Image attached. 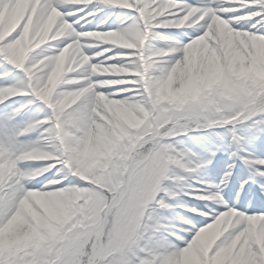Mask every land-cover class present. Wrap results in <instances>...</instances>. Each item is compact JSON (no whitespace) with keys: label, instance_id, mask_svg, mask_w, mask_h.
<instances>
[{"label":"snow or ice","instance_id":"obj_1","mask_svg":"<svg viewBox=\"0 0 264 264\" xmlns=\"http://www.w3.org/2000/svg\"><path fill=\"white\" fill-rule=\"evenodd\" d=\"M92 3L132 15L76 32L67 18L83 9H61ZM241 7L258 10L225 15ZM0 14V60L22 75L0 85V104L27 97L14 114L48 111L0 140V264H264V210H225L182 247L143 243L167 207L170 165L204 166L197 157L186 167L168 141L227 127L239 143L237 128L264 123V32L234 27L264 21V0H0ZM160 30H184V39ZM36 129L46 146L18 142Z\"/></svg>","mask_w":264,"mask_h":264},{"label":"rangeland","instance_id":"obj_2","mask_svg":"<svg viewBox=\"0 0 264 264\" xmlns=\"http://www.w3.org/2000/svg\"><path fill=\"white\" fill-rule=\"evenodd\" d=\"M216 7H239L237 5H222L217 4ZM77 8H82V11H79L76 15L68 17L69 21H78V23L73 24V28L76 32H88V31H96L93 29L94 20H98L102 24H106L109 22L111 18L119 19V20H128L132 15L128 10H120V9H111L112 13L106 12L103 10H99L97 15L88 16L87 13L91 12L95 9L88 8V5H76V6H64L62 11H76ZM256 8H246L241 7L240 11L234 13H227L226 16L230 17L233 15L240 16L244 15L248 12L257 11ZM260 17L257 16L255 19L250 22H255L258 25L263 24L259 20ZM4 23L3 14H0V26ZM117 23H113L110 26H107L105 30L107 31L111 28H117ZM164 36H172L177 40L184 39L183 31L184 30H160ZM57 44L60 42L57 41ZM87 54L92 55L93 53L101 51L100 47L91 48V50H85ZM258 57V56H257ZM103 57H101L102 59ZM262 60V58L258 57ZM94 63V62H91ZM7 70L11 73V76L6 80H0V85L4 83H13L20 79H22V75L18 72V70L13 69L10 65H8L3 60H0V72ZM27 97H16L12 100L5 101L4 104H0V140H7L10 136L15 137V134L27 124L32 121L42 119L48 115V111L46 109H42L38 104H33L31 107L26 108L25 110L15 113L14 110L18 108L21 104H24L27 101ZM264 128V123L258 125L256 128H252L251 130L245 128H237L236 133L242 137L239 143L233 141V133L227 127H217L211 130H189L186 131L185 134L176 136L170 141L172 149L177 150L176 156L183 157L184 164L188 168H194L196 164V158H199V162L203 163V167L197 169L194 172H187V175H194L196 178H206L214 181L217 172L220 171L221 165H225V167L229 170V165L231 168V175L228 176L227 181L222 184L223 192L228 195L231 201L234 199L236 204L240 206L242 209H238L241 213L248 212V214H253L254 211L251 210V205L255 197L262 199L260 202H264V182L259 181L258 179L251 180L252 174L245 168L241 161L243 158L239 154L238 146L242 144L246 148H253L258 152L264 153V130H260ZM257 139V143L254 144V140ZM19 143H23L24 145L32 146L38 145L41 147L46 146V142L44 138L40 135V129H36L24 137H20L18 139ZM238 144V145H237ZM187 153H191L189 156ZM214 153V155H213ZM235 153V155H234ZM254 163L264 164V156L260 154H256L253 157ZM42 163V162H40ZM225 163V164H223ZM39 166V164L33 165ZM171 167L169 169L170 176H173L171 173ZM220 167V168H219ZM227 170V171H228ZM253 169L252 171H255ZM258 172H264L262 170H257ZM253 173V172H252ZM45 175L51 176V173H46ZM44 176L40 177V180H43ZM252 181V182H251ZM35 183V181H33ZM165 186L164 181L162 182V187ZM170 192L172 189L167 187ZM182 199L194 201L192 198L193 194L190 192L180 193ZM192 196V197H191ZM251 202V203H250ZM257 205H263L258 203ZM173 206H170V210H168L164 216H160L162 218L161 222H155L154 225L158 230H160V234L153 237V239L161 240L162 244L160 246V250H164L162 248L163 244L172 245L171 237L175 235L169 230L178 229L185 221L183 207L178 205L176 210L173 211ZM251 211V212H250ZM160 228V229H159ZM163 232L161 233V230ZM153 232L149 230L148 233L145 234V238L143 243H149L148 237L152 236ZM154 246V245H150Z\"/></svg>","mask_w":264,"mask_h":264},{"label":"bare ground","instance_id":"obj_3","mask_svg":"<svg viewBox=\"0 0 264 264\" xmlns=\"http://www.w3.org/2000/svg\"><path fill=\"white\" fill-rule=\"evenodd\" d=\"M189 3H196V4H205L207 3V0H188ZM88 8L94 9L98 8L106 12L112 13V10L110 8L104 7L102 5H99L98 3H92L88 4ZM256 9V8H255ZM261 20V19H259ZM93 29L96 31H102L105 30L107 26H110L113 23H117L118 27L122 26L128 20H119V19H113L111 18L108 23L102 24L98 20H94ZM264 24V22H262ZM255 25L256 27L253 28L252 26ZM234 27L237 28H243V29H249V30H259L261 32H264V27H261V25L256 24L255 22L250 21H241L234 25ZM91 50V48L89 49ZM257 56L262 58L264 60V45H260L257 48ZM103 59V58H102ZM91 62L96 63V60H92ZM255 139V138H254ZM258 141L257 139L254 140V144H256ZM238 145V144H237ZM239 148V154L243 158L242 164L245 166L246 169L253 170V177L255 179H258L259 181L264 182V176L258 175L257 170L264 171V164L254 163L253 157L256 154H260L264 156L263 152H258L253 148H246L242 144L238 146ZM175 155L177 153V150H174ZM184 163V160H182ZM225 164V163H223ZM220 168V167H219ZM227 168L225 165H221V169L219 172H217V176L214 181H211L210 179L206 178H196L194 175H187L186 172H184L179 166L172 165L171 167V173L173 176H171L169 179L165 180V186L170 187L172 189V192H170L169 196L165 197V203L167 205L164 209H158L157 212L154 214L153 223L161 222L162 218L160 216H164L165 213L170 210V206H173V208L176 210V207L178 205H181L184 208L185 212H188V214L185 215V221L178 229L175 230H169V232L173 233L175 236L171 237L172 245H178L180 247L183 246V243L181 241H187L192 238V232L193 228L199 229L204 226H206L208 223L213 222L214 216L218 214H222L225 210H238L240 209V206L236 204L234 199L231 201L230 197L226 195L222 190V184L221 181L225 177V173L227 172ZM183 192H190L193 194V200L194 201H188L186 199H182L180 196V193ZM217 195L219 196V201L209 200V199H198L196 197L198 196H212ZM192 197V196H191ZM258 202L257 198H255L254 202ZM188 207L189 210H188ZM173 209V211H175ZM252 209L259 211L264 210L263 208L258 207H252ZM162 223V222H161ZM160 229V228H159ZM162 229L161 233L163 232ZM160 234V230H158L155 235L152 234V237L156 238ZM175 237H180V240L175 239ZM169 247L167 244H163L162 248L165 249Z\"/></svg>","mask_w":264,"mask_h":264}]
</instances>
